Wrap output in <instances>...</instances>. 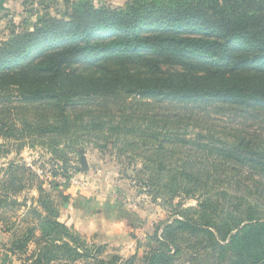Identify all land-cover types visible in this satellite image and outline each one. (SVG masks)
<instances>
[{
    "label": "trees",
    "instance_id": "trees-1",
    "mask_svg": "<svg viewBox=\"0 0 264 264\" xmlns=\"http://www.w3.org/2000/svg\"><path fill=\"white\" fill-rule=\"evenodd\" d=\"M65 3L63 16L46 13L32 28L12 27L0 42V137L19 141L18 151L49 143L81 153L82 131L95 133L94 146L104 151L125 140L124 130L132 136L127 146L149 152L138 172L151 176L141 186L154 199L171 192L162 203L170 216L148 236L142 257L114 253L106 260L60 221L40 183L47 214L29 211L45 244L31 226L14 251L35 240L33 264H264V0ZM147 106L155 110L150 116ZM212 107L231 122L219 135L199 130L202 139L183 151L187 157L172 158L168 145L185 142L180 130L201 124ZM20 169L36 177L11 165L0 207L22 205L14 198L25 187L16 178ZM193 198L197 205L185 206Z\"/></svg>",
    "mask_w": 264,
    "mask_h": 264
},
{
    "label": "rangeland",
    "instance_id": "rangeland-1",
    "mask_svg": "<svg viewBox=\"0 0 264 264\" xmlns=\"http://www.w3.org/2000/svg\"><path fill=\"white\" fill-rule=\"evenodd\" d=\"M92 1L96 6L106 4L125 7L129 0ZM65 9V0H0V42L8 38L12 27L32 28L40 16L50 13L61 17ZM147 111V116L155 112L152 107H148ZM232 119L233 117L228 115L216 114L213 107L205 108L201 124L196 126L191 123L180 130L179 138L185 142L178 141L176 145H168L169 148H174L170 156L176 153L175 159L187 157L183 151L192 148L191 142L202 139L197 134L199 130L203 136L219 135L221 126L229 124ZM241 121L257 128V123L253 120L242 118ZM126 126L130 127L131 124ZM94 134L87 131L78 134L85 141L83 150L89 164L87 171L82 170L81 154L73 148L61 145L54 149L50 148L49 143H28L18 151L19 141L0 137V185L11 178L12 174L8 171L11 165L27 168L37 177H25L22 169L15 171L16 178L21 177L25 187L14 196L22 205L0 207V264H33L35 257H32V253H40L35 240L28 243L24 249L14 251L15 241L28 227H36V237L40 238L42 246L45 244V239L41 237L38 216L29 211L31 207H36L42 215L47 214L38 202L37 186L40 183L50 194L56 210L62 214L60 221L75 228L94 253L97 248L101 249L100 258L107 260L114 253L126 259L134 255L142 257L149 250L148 236L155 232L162 221L169 219L168 207L162 203L163 198L171 196V192L166 190L163 196L154 199V195L148 193V187L141 186L142 178L151 176L150 173L138 172L143 168L144 158L149 152L147 148L139 147L133 151L127 146L132 136L126 138L123 130L122 138L125 140H122L120 145L101 151L94 146ZM8 149L11 151L9 154L5 153ZM191 153H195V150L192 149ZM171 180L170 178L168 182L171 183ZM61 195L68 197V201ZM70 198L73 200L70 201ZM178 201L179 197L174 202ZM197 203V199H188L185 206ZM72 216L75 222H68V217ZM76 223H79V228ZM93 262L82 260L75 264ZM138 263H141L140 260ZM51 264L72 263L61 260L52 261Z\"/></svg>",
    "mask_w": 264,
    "mask_h": 264
},
{
    "label": "water",
    "instance_id": "water-1",
    "mask_svg": "<svg viewBox=\"0 0 264 264\" xmlns=\"http://www.w3.org/2000/svg\"><path fill=\"white\" fill-rule=\"evenodd\" d=\"M80 154H81L80 160H81L82 170L87 171L89 169V164H88L87 157L84 153V150H81Z\"/></svg>",
    "mask_w": 264,
    "mask_h": 264
},
{
    "label": "crops",
    "instance_id": "crops-1",
    "mask_svg": "<svg viewBox=\"0 0 264 264\" xmlns=\"http://www.w3.org/2000/svg\"><path fill=\"white\" fill-rule=\"evenodd\" d=\"M85 198V197H84ZM71 200H73L72 198H70V201ZM86 200V199H85ZM61 216H62V214L60 215V219H61ZM68 222H75V220H74V217L72 216V217H68ZM81 225V224H80ZM76 227L77 228H79V223H76Z\"/></svg>",
    "mask_w": 264,
    "mask_h": 264
}]
</instances>
